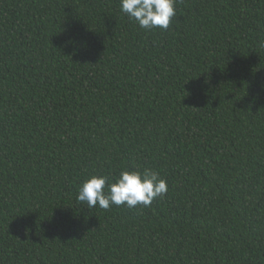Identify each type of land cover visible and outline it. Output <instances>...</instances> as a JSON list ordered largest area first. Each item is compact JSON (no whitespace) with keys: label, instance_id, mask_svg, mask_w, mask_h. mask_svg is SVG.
Here are the masks:
<instances>
[{"label":"trees","instance_id":"1","mask_svg":"<svg viewBox=\"0 0 264 264\" xmlns=\"http://www.w3.org/2000/svg\"><path fill=\"white\" fill-rule=\"evenodd\" d=\"M264 0H0V264H264ZM159 172L150 207L77 202Z\"/></svg>","mask_w":264,"mask_h":264},{"label":"clouds","instance_id":"2","mask_svg":"<svg viewBox=\"0 0 264 264\" xmlns=\"http://www.w3.org/2000/svg\"><path fill=\"white\" fill-rule=\"evenodd\" d=\"M179 0H120V10L141 29L168 30L176 17ZM264 46V45H262ZM168 192L166 179L158 171L121 170L113 181L108 175L93 174L78 187L76 200L92 209L108 210L113 205L130 209L137 206L150 207L153 200L163 198Z\"/></svg>","mask_w":264,"mask_h":264}]
</instances>
